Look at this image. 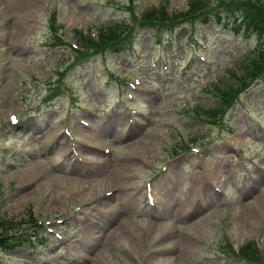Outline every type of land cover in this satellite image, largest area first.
<instances>
[{
    "label": "rangeland",
    "instance_id": "rangeland-1",
    "mask_svg": "<svg viewBox=\"0 0 264 264\" xmlns=\"http://www.w3.org/2000/svg\"><path fill=\"white\" fill-rule=\"evenodd\" d=\"M191 1L0 0V221L30 223L21 235L37 222L58 234L40 225L44 242L32 238L34 250L17 246L0 264H264V78L253 74L247 86L236 73L264 45V11L249 9L252 0H204L185 21L139 19L152 9L174 15ZM219 11L223 22L234 17L233 31L207 17ZM248 18L263 34L236 32ZM110 26L132 28L125 38L134 53L119 52L122 45L81 51L80 32L96 39ZM235 78L236 105L223 106L216 121L197 113L218 107L221 83ZM102 129L99 151L84 149ZM149 181L156 222L145 216ZM250 210L256 226L243 237ZM101 216L113 223L105 227ZM126 219L133 237L111 235ZM187 225L195 236L185 248ZM249 242L259 262L227 256Z\"/></svg>",
    "mask_w": 264,
    "mask_h": 264
},
{
    "label": "trees",
    "instance_id": "trees-1",
    "mask_svg": "<svg viewBox=\"0 0 264 264\" xmlns=\"http://www.w3.org/2000/svg\"><path fill=\"white\" fill-rule=\"evenodd\" d=\"M258 4L261 9L264 11V5L261 6L259 2H254L252 3V6L247 5L249 9L253 7L255 10L254 4ZM208 4L204 0H192L191 3L189 4V8L185 11L182 12H177L174 13V15H168L166 12L165 8L161 9H152L148 10L146 13H143L140 15L141 20H143V23L147 26L148 23H156L162 25H166V23L170 21H178L180 19L181 21H185L183 19H186L190 16L195 15L197 12L203 10L205 6ZM239 5L234 4L233 9L238 10L237 8ZM172 16V17H171ZM207 17H209L207 15ZM216 17L219 20H222L220 12L216 14ZM251 21L250 18H248V21L245 22L244 24H239L238 28L239 30H243L244 32H248L249 35H257V34H263V31L258 28L255 24L250 23ZM261 23L264 24V19L260 21ZM132 32V28L128 27H120V26H110L105 29H101L100 35L97 37V41L94 39H91L90 36L84 35L82 32L79 33L78 39L82 42H80L82 51H91L94 49V46H98L100 48L104 47H114L118 48L116 46L122 45V47L118 48V51L123 50H128L131 51L133 50L134 45L132 44L131 46H127L126 44V39L125 34L130 35ZM131 36V35H130ZM60 43L62 41L58 39ZM81 52V51H79ZM78 52V53H79ZM258 55V56H257ZM257 56V57H256ZM87 57V55L85 56ZM256 57V58H255ZM239 70L241 73H243V76L241 77V83L244 85H247L250 81V77L253 74H257V76L254 78H261L264 75V45H262L259 48V51L257 54H252L250 55L247 60H243L241 64H239ZM236 80L233 79L229 83H221L223 85H226L224 88H222L220 91H218L217 97H221L222 101L218 105V107H215L213 109H208L204 110L202 108H199L197 111L198 114L202 113V116L209 118L213 121H216L217 118L220 116L222 107L223 106H232L233 101L237 97V90L235 89L236 84L233 83V81ZM249 85V84H248ZM223 90V91H222ZM201 112V113H200ZM233 131V129H230V132ZM29 223H14L13 221H0V253L8 252L10 250L15 249L17 246H26L29 244V239L27 238V235L23 233V227L28 225ZM16 226H18L17 229ZM34 229L40 228L38 225L34 224ZM20 232V234H15ZM34 237H40L38 233L35 234L33 233ZM258 250L252 243H248L245 248L242 249L241 253H247L250 257L253 259H259L258 258L257 252ZM243 256V255H242ZM245 257V256H244ZM247 258V257H246Z\"/></svg>",
    "mask_w": 264,
    "mask_h": 264
},
{
    "label": "bare ground",
    "instance_id": "bare-ground-1",
    "mask_svg": "<svg viewBox=\"0 0 264 264\" xmlns=\"http://www.w3.org/2000/svg\"><path fill=\"white\" fill-rule=\"evenodd\" d=\"M25 3L24 2H22V5H24ZM117 124V123H116ZM18 126H22V124H18ZM89 131H92L89 127H86ZM102 131V133H101V136L100 135H96L95 137H94V142H86V144H87V146H89L90 147V149H92L91 147H96V146H100V143H101V140L102 139H104L106 136V134H105V132L103 131V129L101 130ZM105 134V135H104ZM91 136V134L89 133L88 134V137H90ZM90 140H91V138H90ZM83 148L84 149H88V150H90L89 148H87V147H85V146H83ZM90 153H91V150L89 151ZM228 158V157H227ZM174 170H176V169H174ZM34 172H36V169L34 168V169H32L31 170V175L32 174H34ZM209 179V177L207 176L206 177V175H203V182H204V179ZM210 181H211V179H209ZM67 189V188H66ZM66 189H61L63 192H67V190ZM99 189H101V188H99ZM65 190V191H64ZM163 190L165 191L166 190V185L165 184H163ZM65 192V193H66ZM167 193V192H166ZM35 194H36V192H35ZM71 194H73V193H71ZM168 194V193H167ZM206 195V193L204 194V196ZM250 195V193L248 192L247 193V196H249ZM103 200V199H102ZM117 215V214H116ZM113 216H115V215H113ZM180 216V214L178 215V217ZM101 217H106V221H107V225L105 226V227H107L108 225H110L111 223H113L112 222V217L110 218L109 217V219H108V216H101ZM244 217H245V221H242V223H241V227H240V231H242V234H243V237L244 236H246L247 235V232L245 231V228H248V229H254L255 228V226H256V222L254 221L255 220V213H254V211L253 210H250V211H248L247 213H244ZM111 221V222H110ZM117 227L114 229V230H112V233H111V235H113L114 237H116V238H126L125 237V235H128V234H130V236H132L133 237V235H134V232H135V224H134V222L133 221H131V220H128V219H126V220H122V221H120L117 225H116ZM188 226V225H187ZM193 225H189L188 227H187V230H186V236H185V239H183L181 242L182 243H184V247L185 248H188V247H190L192 244H191V242L193 241V237L195 236V234L193 233V231H194V227H195V225L193 226V229H190L191 227H192ZM171 229L170 230H168V233H167V235L165 236V238H167L169 235H170V233H171ZM154 233H155V231H152V233H151V236H152V239H155V238H157V237H154ZM102 237V236H101ZM99 240V239H98ZM102 240H103V238L102 239H100L99 240V245H101L103 242H102ZM191 240V241H190ZM75 244H78V243H75ZM150 244H152V248L151 249H157V248H163V247H167V246H169V245H165V246H162V245H156V244H154V243H152V242H150ZM164 255V254H163ZM155 257V256H154ZM154 257H151V258H154Z\"/></svg>",
    "mask_w": 264,
    "mask_h": 264
}]
</instances>
